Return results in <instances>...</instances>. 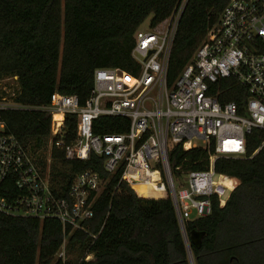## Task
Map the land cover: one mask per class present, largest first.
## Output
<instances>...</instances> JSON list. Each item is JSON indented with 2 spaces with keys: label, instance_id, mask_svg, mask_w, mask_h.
<instances>
[{
  "label": "trees",
  "instance_id": "1",
  "mask_svg": "<svg viewBox=\"0 0 264 264\" xmlns=\"http://www.w3.org/2000/svg\"><path fill=\"white\" fill-rule=\"evenodd\" d=\"M228 1H186L172 42L168 85L192 60ZM180 2L0 0V79L16 77L13 101L37 108L0 109V121L42 173L47 164L37 153L49 145L51 123L50 113L42 107L49 104L51 94L76 95L83 104L96 68L137 75L140 68L131 57L135 30L145 20L152 28L162 25ZM212 94L221 103L241 105L246 98L245 89L234 78L219 80ZM64 127V143L73 142L76 116L66 115ZM127 127L124 117H99L92 123L93 133L100 135L123 133ZM263 140L264 131L253 129L246 136V158L215 161L217 173L237 178L239 184L223 207L213 203L209 215L185 224L193 264H264V146L255 153ZM55 141L50 143L53 192L65 196L76 173L96 172L103 188L94 201L93 216L83 222V231L63 229L53 218L0 212V264H190L171 199L140 197L136 192L143 194L136 187L132 186L135 192L120 180L121 167L106 171L104 157L93 152L87 159H66ZM208 157L206 148L184 150L176 145L169 163L182 170H203ZM1 189L0 196H5V190L15 192L8 181ZM191 231L204 232L199 248L190 242ZM63 244L64 261L57 257ZM87 254L93 259H83Z\"/></svg>",
  "mask_w": 264,
  "mask_h": 264
},
{
  "label": "built area",
  "instance_id": "2",
  "mask_svg": "<svg viewBox=\"0 0 264 264\" xmlns=\"http://www.w3.org/2000/svg\"><path fill=\"white\" fill-rule=\"evenodd\" d=\"M186 1L181 0L162 25L152 28L147 21L135 30L131 57L139 65L137 75L96 68L90 95L83 104L76 95L55 91L42 109L51 115L49 145L56 139L55 145L66 159H87L93 152L104 157L106 171L121 167L120 180L131 188L134 183H147L159 194L155 198L171 199L193 264L185 224L209 215L213 203L223 207L239 184L237 178L217 173L215 161L246 158V136L253 129L264 131V0H229L192 60L168 85L169 56ZM228 78L245 89L241 105L221 103L212 94L215 84ZM12 97L9 103H0V109H37L16 103ZM55 115L61 118L57 120ZM66 115L76 116V138L68 144L63 139ZM99 117H124L127 130L94 134L92 123ZM176 145L184 150L206 148L208 167L182 170L179 165L171 166L169 155ZM263 146L264 140L255 153ZM6 181L15 192L6 194L5 190V196H0L1 213L53 218L63 229L83 231V222L93 216L94 201L103 188L100 176L87 169L74 175L65 196L55 194L49 173L41 172L0 121V191ZM57 257L65 260L64 244ZM83 259L93 256L87 254Z\"/></svg>",
  "mask_w": 264,
  "mask_h": 264
},
{
  "label": "rangeland",
  "instance_id": "3",
  "mask_svg": "<svg viewBox=\"0 0 264 264\" xmlns=\"http://www.w3.org/2000/svg\"><path fill=\"white\" fill-rule=\"evenodd\" d=\"M147 23V20H145L142 24V26H145ZM17 89V81L14 77H8V78H3L0 79V103L6 104L10 102V99L15 93ZM50 139V136H49ZM38 156L41 158H45L46 160V172L49 173L50 171V165H51V158H50V145L46 146L44 150L38 151ZM32 158V157H31ZM58 168H61V165L59 163L56 164ZM59 171H62V169H58ZM49 178H50V173H49ZM70 257H73V255H69Z\"/></svg>",
  "mask_w": 264,
  "mask_h": 264
},
{
  "label": "bare ground",
  "instance_id": "4",
  "mask_svg": "<svg viewBox=\"0 0 264 264\" xmlns=\"http://www.w3.org/2000/svg\"><path fill=\"white\" fill-rule=\"evenodd\" d=\"M56 116H59V115H55L54 118ZM60 117V116H59ZM61 118V117H60ZM133 187H136L142 194L144 197L146 198H155V197H158V193L153 190L151 188V186L147 183H143V182H138V183H134L132 185Z\"/></svg>",
  "mask_w": 264,
  "mask_h": 264
},
{
  "label": "water",
  "instance_id": "5",
  "mask_svg": "<svg viewBox=\"0 0 264 264\" xmlns=\"http://www.w3.org/2000/svg\"><path fill=\"white\" fill-rule=\"evenodd\" d=\"M203 235L204 232L191 231L189 235L191 244L199 248L201 246V239ZM190 261L192 262V258H190Z\"/></svg>",
  "mask_w": 264,
  "mask_h": 264
}]
</instances>
